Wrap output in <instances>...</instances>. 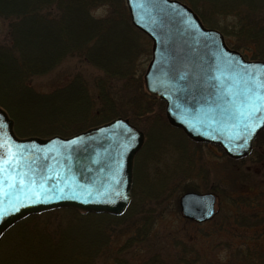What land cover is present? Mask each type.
<instances>
[{"label":"trees","instance_id":"obj_1","mask_svg":"<svg viewBox=\"0 0 264 264\" xmlns=\"http://www.w3.org/2000/svg\"><path fill=\"white\" fill-rule=\"evenodd\" d=\"M240 1L230 8L239 18L235 31L223 35L237 38V44L231 45L234 50L250 51L253 59L264 61V0ZM102 8L108 11L96 16L94 12ZM0 18L8 26L6 35L0 39V92L9 106L1 102L0 105L14 119L20 137L25 133L41 137L71 136L117 117L128 118L146 134L134 161L132 200L123 215L87 213L70 207L30 215L1 237L0 264H96L110 243V228H118L126 221L130 223L132 236L114 253L115 263L166 264L161 254L152 250L163 245L160 237L156 235L154 241L159 242L153 244L150 233L169 206L173 205L180 215V194H176V189H168L172 183L193 176L194 169L190 165V150L179 143L170 144L174 153L165 158L170 149L163 145V139L171 131L184 141H193L168 123L165 103L144 88L139 59H149L152 41L132 24L126 0H0ZM68 59H76L80 65L93 66L100 72L93 80V91L81 74H77L63 88L37 97L31 79L53 71ZM263 146L264 130L258 135L252 154L238 161L256 159L258 163L263 158ZM145 151L148 154L142 158ZM150 171L157 172L150 175ZM201 175L207 177L203 171ZM187 191L197 192L192 187L183 189ZM235 192L229 190L231 194ZM229 203L237 212L233 217L241 218L235 223L262 229L257 240L264 241V193L231 195ZM95 218L102 222L95 225ZM74 220L80 222L72 223ZM25 234L28 241L24 240ZM15 240L26 244L25 251L19 253L22 261L15 257L17 253L14 255ZM147 248L153 254L142 258V251ZM186 252L188 249L184 247L175 256L183 262ZM77 256L85 260L81 262ZM235 256L231 264H264V253L258 248L238 250ZM194 262L197 261L185 260L186 264Z\"/></svg>","mask_w":264,"mask_h":264},{"label":"water","instance_id":"obj_2","mask_svg":"<svg viewBox=\"0 0 264 264\" xmlns=\"http://www.w3.org/2000/svg\"><path fill=\"white\" fill-rule=\"evenodd\" d=\"M126 1L132 24L152 39L144 82L164 101L168 123L194 142L220 145L232 159L248 156L264 119L245 131L238 113L250 95L246 70L264 73V61L229 48L178 0ZM143 144L144 133L122 117L68 137L20 138L0 107V238L18 221L59 208L122 215ZM41 185L46 195L29 198ZM215 203L210 193L186 192L179 200L182 215L198 223L213 217Z\"/></svg>","mask_w":264,"mask_h":264},{"label":"rangeland","instance_id":"obj_3","mask_svg":"<svg viewBox=\"0 0 264 264\" xmlns=\"http://www.w3.org/2000/svg\"><path fill=\"white\" fill-rule=\"evenodd\" d=\"M194 1H196V3H194ZM194 1L183 0L181 2L189 7L200 19L203 18L205 23L202 21V19L201 21L205 25V27L215 29L222 34L225 33L227 35H232L234 33V27L235 24L239 22V18L234 14V10L230 8L233 5L242 3V1ZM107 11V9L102 8L96 10L94 14L96 16H102ZM262 23H264V18L262 19ZM7 27V23L0 18V39H2L6 35ZM120 31L122 32V29H120ZM224 40L226 44H230V48L232 49L233 47L231 45L235 46L237 44V38L234 36H224ZM236 51L241 53L248 60H255L252 58L250 51L248 52L247 50L243 49H237ZM150 53L151 55L149 56V59H147L146 57L139 59V69L143 70L141 74L143 80L152 56V42ZM99 73L100 72L93 66H87L85 64L80 65L76 59H68L57 65L53 71L44 73L43 75L34 76L31 79V85L33 87L32 89L34 90V93H37L36 96L39 97L45 94L48 95L56 89L63 88L65 85L71 83L74 80V76H76L77 74H81L82 80L88 83L90 90L93 91V80ZM63 91L65 92L66 90ZM62 97H64V95ZM5 100L8 101L4 97V94L0 92V102L4 105L9 106L8 103L5 102ZM0 107L13 121L14 133L20 137V135H18L16 132L14 119L9 115L5 108H3L1 105ZM64 109L68 110V107H64ZM122 118L128 119L126 117ZM129 122L131 123L130 120ZM26 134L27 133H25L21 138H49L41 137V135L34 136ZM52 136L54 135H51L50 137ZM165 138L166 139H163V145L166 144L169 149L170 144H172L173 146V144L179 143L182 146H186L187 149L190 150L189 158H192L190 165L194 169L193 176H190L188 179H185L182 182L172 183L168 190L176 189L178 190L176 194H180V196L184 193L183 189H186L187 187L195 188L199 193L215 191V193L217 192L216 194L218 197V204L215 217L204 224L190 223L186 221L181 216V214L179 215V213L176 212L173 205L171 207L169 206L165 216L156 223L155 230L150 233V236H153V244L158 243L160 240L163 245L156 246V248L154 247V249L152 250H155V253H160V256L166 264H186L185 260L190 263L193 261H197L193 264H231L234 263L232 261V258H236L235 254H237L238 250L245 251L247 248H258L264 253V241L257 240V237L261 233L262 229L247 228L236 224L235 221L241 220V218L239 217L237 219L233 217V214H237V212L235 208H233L229 203L231 195L233 197H237L240 194L254 195L258 194L259 192L264 193V146L261 150L263 158L258 163H255L256 159L247 160V162L233 159L237 162H231L227 160L228 157L217 145L200 143V146H197L194 142L189 143L188 141H184L178 133H172L171 131L169 135H166ZM145 140L146 134L144 133V141ZM161 151L164 152L163 149ZM171 153L172 151L170 149V151L165 155V158L171 157ZM147 154L148 151H145L142 158H145ZM171 162L172 159L169 160L168 165ZM159 168L160 170L158 173L161 172V167ZM243 168H247V170H245L246 174L244 175ZM202 171L203 174H207V177H203V175H201ZM156 172L157 171H150V175ZM249 172H251L252 174H249ZM254 173L256 174V177L254 176ZM154 175L157 176L156 174ZM248 175L250 178H248ZM229 190L237 192L231 194L229 193ZM55 220L56 218H54L53 221ZM62 222L66 224L65 221ZM76 222L80 221L74 220L72 223ZM101 222L102 221L99 218L94 219L95 225ZM126 222L118 226V228H110V243L109 245L105 246L102 256L98 258L97 262L95 261L96 264H116L114 253L118 249L121 250L123 246L126 245L130 236H132V231L128 229V224L130 223ZM53 225L55 226V224ZM156 235L157 238L160 237L157 242L154 241L156 240L154 238L156 237ZM34 238L39 237L35 236ZM24 240L28 241L26 234ZM176 242H179L180 245H176ZM184 247L188 249V252H186V256L183 257L185 260H183L182 262L180 261V258H177L175 255L177 251L183 249ZM25 248L26 244L24 242L17 240L14 241L13 252L14 255L15 253H17V256H15L17 259H21V261L23 260L19 253L25 251ZM152 250H149L147 248L142 251V258L151 257L153 254V252L151 253ZM78 259L80 260L82 258H80V256H77V260ZM127 259L131 261L130 257H128ZM138 259L139 258L137 257L136 260ZM84 260L85 259H82L81 262Z\"/></svg>","mask_w":264,"mask_h":264},{"label":"snow or ice","instance_id":"obj_4","mask_svg":"<svg viewBox=\"0 0 264 264\" xmlns=\"http://www.w3.org/2000/svg\"><path fill=\"white\" fill-rule=\"evenodd\" d=\"M255 68V66H250ZM246 75L250 77L249 83L251 84L250 95L246 97V109L240 111L238 114L243 118L247 123L245 124V131L251 129L254 130L255 127L259 126L258 121L264 119V73H255L248 72L246 70ZM259 81L257 83L256 81ZM11 153V150H9ZM17 155H12V160H16ZM21 184L24 183L23 178L19 179ZM35 183L34 181L32 182ZM62 191V189H61ZM46 195L43 186H40V190H32L29 198L39 199L40 196Z\"/></svg>","mask_w":264,"mask_h":264},{"label":"flooded vegetation","instance_id":"obj_5","mask_svg":"<svg viewBox=\"0 0 264 264\" xmlns=\"http://www.w3.org/2000/svg\"><path fill=\"white\" fill-rule=\"evenodd\" d=\"M216 202H217V204H218V197L216 196ZM216 205V204H215ZM217 209V208H216ZM190 223H196V222H193V221H191ZM204 223H207V222H203V223H201V224H204ZM198 224V223H197Z\"/></svg>","mask_w":264,"mask_h":264}]
</instances>
